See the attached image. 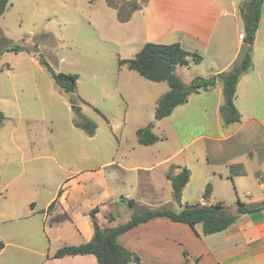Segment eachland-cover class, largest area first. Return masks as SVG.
I'll return each mask as SVG.
<instances>
[{"label":"rangeland","instance_id":"obj_1","mask_svg":"<svg viewBox=\"0 0 264 264\" xmlns=\"http://www.w3.org/2000/svg\"><path fill=\"white\" fill-rule=\"evenodd\" d=\"M147 1L11 0L0 16V35L21 49L1 50L0 56V68L6 65L0 69V96L11 94L14 87L20 98L18 104L13 103L15 106L8 111L13 113L14 119L0 128V205L7 203L3 198L7 195L6 199H11L15 206L31 199L40 209L67 179L77 176L86 179L82 183L83 197L78 191L74 193L80 197L72 203L77 208L73 215L76 224L70 220L52 225L45 222L42 238L49 242L51 252L66 244L83 242L78 224L83 228L91 224L90 216L84 212L97 205L107 204L106 210L99 215L103 227L111 226L110 214L115 215L113 225H116L127 221L134 211L143 207L163 206L175 210L180 207L174 199L171 181L161 173L166 165L164 158L179 148V142L190 139L191 129L199 133L206 126L199 120L183 122L179 110L158 123L154 118L156 104L158 98L169 90L168 83L151 81L119 64L120 57L132 58L145 42H155L153 38L156 37L150 36L153 27L147 25L145 18ZM135 4L140 8L130 13L129 20L120 21L118 8L126 13ZM170 8L164 13L166 18H162L168 39L179 34L173 29L175 23L179 26V11ZM159 30V35L166 34ZM41 59L56 72L78 74L77 91L68 93L58 86ZM207 65V60L196 66L191 63V71L179 66V73L184 82L189 83V76L198 69H206ZM72 98L81 106L79 112ZM81 115L96 124L93 135L75 125ZM150 122L156 124L154 131L162 137L154 146L140 144L136 136L137 129ZM10 126H17L19 135L24 134L18 146L4 137L5 127ZM248 142L249 138L243 146L258 144ZM196 145L200 147L202 143ZM188 155L190 153L178 155L174 161L182 162ZM197 155L200 160H205L202 150L197 151ZM117 164L154 165L157 168L150 173L124 172ZM161 164L164 165L158 167ZM199 180V172L195 171L182 197L183 202H199L207 186L201 189ZM67 183L65 186L69 185ZM217 188L224 196L220 202L227 206L229 213L237 212L239 198L247 202L261 196L252 178L243 181L224 179L217 182ZM250 188H253V195L246 197ZM124 195L135 198L136 206L130 207L122 202ZM58 205L59 202L49 211H56ZM61 213L55 212L52 219ZM37 217H41L40 212ZM27 222L5 224L0 217V240L4 236L6 241H3L9 242L6 251L0 255L3 264H29V259L36 261L38 256H32L31 250L18 249L14 245V242L31 245V241L14 239L10 234L16 225ZM32 232L28 229V233ZM119 241L125 244L124 238ZM183 255L179 247V253L176 250L171 253L169 264H181ZM145 259L148 260V256ZM151 262L162 264L156 256ZM151 262L142 264H153Z\"/></svg>","mask_w":264,"mask_h":264},{"label":"crops","instance_id":"obj_2","mask_svg":"<svg viewBox=\"0 0 264 264\" xmlns=\"http://www.w3.org/2000/svg\"><path fill=\"white\" fill-rule=\"evenodd\" d=\"M247 2L248 0L147 1L149 4L145 12V18L147 25L153 27L150 30V36L156 37L153 38L154 41L156 43L180 42L185 49L197 52L202 56L199 63H195L193 58L189 57L190 59H187L186 64L177 66L176 72L182 80L184 81L179 73V66L190 70L192 68L191 63L196 66L206 60L208 61L206 69H198L197 72H193L189 76L190 82L196 76L216 78L214 86L192 93L188 101L177 106L170 116L156 120L160 123L171 117L176 110H179V117L183 122L189 119L199 120L206 126L205 130L199 133L191 129L190 139L179 142V148L173 154L169 153L164 158V164L166 165L161 164L158 166L164 165L161 173L166 177L169 172L178 173L180 168L177 166H187L191 170V177L183 190L182 197H184L193 179L194 172L198 171L201 189L208 183L212 184L209 199L206 201L202 196L198 200L202 203L215 204L223 199L221 189L217 188V182L224 179L243 181L252 178L258 186L261 196L245 202H261L264 200V148H262L264 147V2L252 52V66L249 71L240 77L236 87L234 102L240 113V120L237 122L226 125L224 123L221 112L224 104L223 86L220 79L217 78L220 72L230 70L233 67L241 46L245 43L239 34L244 32V19L241 11ZM170 7L174 11H179V26L178 23L173 26L174 31H178L179 34L172 39L166 38V23L162 21V18H166L164 13ZM240 19L241 21H239ZM152 22H154V26H152ZM159 29H162V32L166 34L159 35ZM4 67H6L5 64L0 69L3 70ZM12 89L11 94L0 96V110L6 115V120L0 128H4L8 120L12 121L14 119L13 113L10 114L8 111L13 103L18 104L20 98L18 91L14 90V87ZM5 128L3 131L5 132L4 137L18 146L23 140L21 138L24 134L19 135L20 129L17 126ZM258 136H260L259 142L257 141ZM159 137L158 141L162 138ZM248 138V143L255 141L262 147H258V144H255V147L243 146ZM156 143L147 146H154ZM197 143H202V146L196 147ZM201 150L205 153V160L198 158L197 151ZM185 153H190L187 157H191V159L185 158L182 162L174 161L178 155H184ZM192 157L196 159L192 160ZM116 166L124 172L138 170L150 173L157 168L154 165L119 166L117 164ZM85 180L80 176L67 179L64 184L60 185L61 187L59 186L56 193L47 200L45 206L40 209L37 207V202L31 199L25 201L20 207L15 206L11 199H6L8 198L7 195L3 196L7 203L5 201L3 206L2 203L0 205L2 223L8 224V222L28 220L26 224L16 225L12 228L10 234L14 236V239L31 241V245L14 242L18 249H29L33 253L32 256H38L36 261L29 259V264H99L93 254L67 255L62 258H55L53 255L57 250L51 252L49 242H44L42 238V233L46 230L45 222H50L51 225L64 220L75 222L73 215L77 208L72 203L83 197L84 187H82V183ZM67 182L69 185L65 186ZM75 191H78L80 197L74 196ZM251 191H253V188H250L246 195L250 193L252 197ZM124 196L133 198L127 195ZM55 199H58L59 202L57 210L54 212L48 211L49 205ZM181 202L188 204L187 201L183 202L181 200ZM99 206L98 220L101 212L106 210L107 204ZM92 208L85 210L84 214L89 215ZM59 211L67 213L69 217L59 221L52 219L55 212ZM38 212L41 213V217H37ZM115 222V220L111 221L112 224L110 225L113 226ZM77 228L82 234L83 242L90 241L93 238L94 229L92 224L88 223L85 228L78 224ZM28 229L33 232L28 233ZM202 231V224H197L195 228H192L188 224L159 217L134 227L120 235L119 238H124L125 244L123 245L125 247L143 257L140 256L141 262L132 261L128 264L151 262L153 256L161 259L159 263L169 264L171 253L175 250L179 253V247L182 249L183 254L185 250L188 252V260L191 257L192 260L190 259L191 261L189 260L188 264H264V210L243 214L236 223L221 232L205 235ZM2 239L6 241L4 236ZM8 243V241L5 242V247L0 251V255L6 251ZM145 256H148V260L145 259ZM0 264L3 263L0 262ZM181 264H185V255H183Z\"/></svg>","mask_w":264,"mask_h":264},{"label":"trees","instance_id":"obj_3","mask_svg":"<svg viewBox=\"0 0 264 264\" xmlns=\"http://www.w3.org/2000/svg\"><path fill=\"white\" fill-rule=\"evenodd\" d=\"M11 0H0V16H2ZM95 1V0H92ZM264 0H248L246 5L242 7V16L244 19V42L250 48L246 55L244 63L238 68H231L222 71L217 75L223 86L224 104L221 108L222 116L225 124H230L240 120V113L235 105V93L237 83L240 77L250 70L252 66V52L255 43V36L259 26L262 7ZM138 5H134L129 12H124L118 8L119 20L125 22L130 19L131 12L138 9ZM0 56L2 51H19V45H11V41L0 35ZM5 46V48H3ZM2 50V51H1ZM192 57L195 63L202 60V56L197 52L185 49L180 42L172 43H156L146 42L143 47L132 58H119V64L127 65L130 70L136 71L146 79L154 82H167L169 90L164 93L157 101L155 109V120L163 119L170 116L174 109L188 101L189 96L198 92L200 89H207L216 84V78H206L196 76L189 84H186L177 74L178 65L187 63V58ZM40 62L46 66L51 73L58 86L68 93L77 91V80L79 75L76 73L56 72L53 67L44 59ZM82 102L85 100L80 97ZM75 109L79 112L81 106L77 100L72 98ZM6 120L5 113L0 110V127ZM75 125L85 130L88 134L93 135L96 130V124L85 116H80L75 120ZM154 123L150 122L146 126L137 129L136 136L140 144L151 145L156 143L160 137L153 131ZM178 173L169 172L167 178L171 181L173 188V196L176 201H181L183 190L191 177V170L187 167H179ZM212 191V184L208 183L203 194L207 201ZM61 190L59 191L60 195ZM122 202L127 203L130 207L137 204L135 198L126 199L122 197ZM58 199L52 201L48 207V211L56 205ZM183 204V203H182ZM184 209H172L169 207H143L138 211H134L127 221L118 223L110 227H103L98 220V212L100 206L97 205L89 211L91 224L94 229L93 238L90 241L80 244H66L57 249L53 257L62 258L67 255L93 254L96 256L99 264H128L129 262H141L140 256L125 247L119 242V236L133 229L134 227L146 223L159 217H165L174 222H180L195 228L197 224H202L203 234H213L221 232L236 223L243 214H251L264 210V200L261 202H243L240 198L237 200V212H227V206L223 202L215 204L196 202L193 204H183ZM69 215L65 212L56 215L55 220H63ZM109 221L116 219L115 215L110 214ZM5 247V242L0 240V251ZM185 264H188V252L184 251ZM220 264V263H216Z\"/></svg>","mask_w":264,"mask_h":264},{"label":"water","instance_id":"obj_4","mask_svg":"<svg viewBox=\"0 0 264 264\" xmlns=\"http://www.w3.org/2000/svg\"><path fill=\"white\" fill-rule=\"evenodd\" d=\"M249 48H250V46L247 43H243L235 61H234L233 68L238 69L244 63L246 55L249 51ZM178 203L180 205V209L185 208V205H183L181 201H179Z\"/></svg>","mask_w":264,"mask_h":264},{"label":"built area","instance_id":"obj_5","mask_svg":"<svg viewBox=\"0 0 264 264\" xmlns=\"http://www.w3.org/2000/svg\"><path fill=\"white\" fill-rule=\"evenodd\" d=\"M239 36H240L241 39H244V37H245V33L242 32V33L239 34ZM248 195L250 196V193H248L246 196H248Z\"/></svg>","mask_w":264,"mask_h":264}]
</instances>
